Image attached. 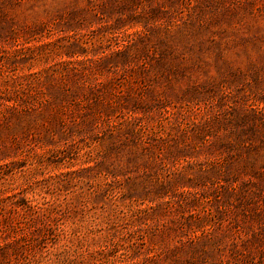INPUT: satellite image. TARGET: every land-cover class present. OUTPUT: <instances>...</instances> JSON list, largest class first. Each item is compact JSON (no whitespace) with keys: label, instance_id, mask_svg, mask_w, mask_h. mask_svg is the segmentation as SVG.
Listing matches in <instances>:
<instances>
[{"label":"rangeland","instance_id":"rangeland-1","mask_svg":"<svg viewBox=\"0 0 264 264\" xmlns=\"http://www.w3.org/2000/svg\"><path fill=\"white\" fill-rule=\"evenodd\" d=\"M0 264H264V0H0Z\"/></svg>","mask_w":264,"mask_h":264}]
</instances>
